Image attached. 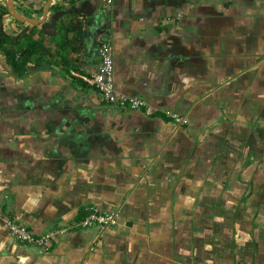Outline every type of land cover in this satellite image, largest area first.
I'll return each instance as SVG.
<instances>
[{
  "label": "crops",
  "instance_id": "crops-1",
  "mask_svg": "<svg viewBox=\"0 0 264 264\" xmlns=\"http://www.w3.org/2000/svg\"><path fill=\"white\" fill-rule=\"evenodd\" d=\"M13 1L42 18L48 0ZM0 28L50 50L19 78L0 48V264H264V0H52ZM102 41L146 109L84 80ZM88 207L120 224L70 227ZM9 217L67 230L40 253Z\"/></svg>",
  "mask_w": 264,
  "mask_h": 264
},
{
  "label": "built area",
  "instance_id": "built-area-1",
  "mask_svg": "<svg viewBox=\"0 0 264 264\" xmlns=\"http://www.w3.org/2000/svg\"><path fill=\"white\" fill-rule=\"evenodd\" d=\"M99 63L96 71L84 80L99 94L100 98L110 106L120 109L144 110L148 102L138 96L119 93L114 77V48L107 41H102L98 48ZM173 121L181 124L188 123V119L176 111H166ZM88 214L80 221H75L70 227H99L103 230L119 225V216L113 211H100L97 207H88ZM7 226L12 238L28 246L36 248L40 253H48L53 247L57 235L65 232L66 228L50 229L38 233L29 225L14 218H7Z\"/></svg>",
  "mask_w": 264,
  "mask_h": 264
},
{
  "label": "trees",
  "instance_id": "trees-1",
  "mask_svg": "<svg viewBox=\"0 0 264 264\" xmlns=\"http://www.w3.org/2000/svg\"><path fill=\"white\" fill-rule=\"evenodd\" d=\"M7 14H11L9 5L0 7V20ZM33 27L36 26L34 25ZM63 30L73 32L76 37H79L83 31V23L76 22L70 26L64 25ZM29 36V34H24L19 38H12L7 36L0 28V48L4 52L7 62L19 78L28 73L29 63L33 58L48 55L50 51L44 40L33 39L34 34H31L30 40L25 41V38ZM20 38H23L24 41ZM87 214L86 210H81L76 221H80Z\"/></svg>",
  "mask_w": 264,
  "mask_h": 264
},
{
  "label": "water",
  "instance_id": "water-1",
  "mask_svg": "<svg viewBox=\"0 0 264 264\" xmlns=\"http://www.w3.org/2000/svg\"><path fill=\"white\" fill-rule=\"evenodd\" d=\"M51 2H52V0L47 1L42 18H33V17L23 16V15L19 14L16 10L15 3L13 0H8V5H9V9H10L11 13L13 14V16L16 19L24 21V22H29L32 24H40L46 20L47 13H48V10L50 8Z\"/></svg>",
  "mask_w": 264,
  "mask_h": 264
},
{
  "label": "rangeland",
  "instance_id": "rangeland-1",
  "mask_svg": "<svg viewBox=\"0 0 264 264\" xmlns=\"http://www.w3.org/2000/svg\"><path fill=\"white\" fill-rule=\"evenodd\" d=\"M34 251L36 250L35 248H32Z\"/></svg>",
  "mask_w": 264,
  "mask_h": 264
}]
</instances>
